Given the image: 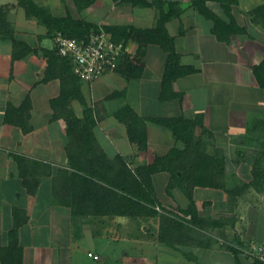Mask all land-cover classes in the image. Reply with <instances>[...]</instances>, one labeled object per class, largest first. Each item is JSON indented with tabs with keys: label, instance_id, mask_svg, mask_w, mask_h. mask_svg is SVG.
Returning <instances> with one entry per match:
<instances>
[{
	"label": "crops",
	"instance_id": "crops-1",
	"mask_svg": "<svg viewBox=\"0 0 264 264\" xmlns=\"http://www.w3.org/2000/svg\"><path fill=\"white\" fill-rule=\"evenodd\" d=\"M35 1L48 7L55 16L70 13L99 25L151 28L158 18L156 7L115 0H95L85 7L76 0ZM178 1L185 10L168 23V29L176 38L182 63L197 69L174 82V91L182 93L183 100L161 99L168 54L159 45L150 44L141 58L142 77L129 80L121 72H113L92 83L83 82L87 103L95 112H106L95 128L97 139L111 158L120 154L132 167H137L153 162L157 155L167 154L174 146L182 144L170 129L148 121L149 147L140 150L130 141L126 124L115 117L118 109L130 104L145 117L184 115L193 118L203 114L205 127L214 134L212 139L208 138L210 150H223L229 162L227 178L241 175L243 161H251L252 151L247 147L263 145L260 136L254 139L252 135L264 134V87L254 69L264 61V8L256 10L264 6V0H253L252 7L241 5L239 0L233 14L247 31L230 41L217 38L213 21L200 14L191 0ZM209 5L224 16L219 4L210 1ZM0 6L8 8V17L18 38L35 48H55L54 36L48 35L47 27L36 17L27 15L19 0H0ZM130 45L135 52L140 46L136 41H131ZM46 67L47 59L42 53L32 52L13 62V43L0 39V248L10 244V230L16 222L14 211L20 208L26 211L20 217H28L19 229L24 264H85V261L89 264H248L254 260L246 250L252 245L264 247V195L258 201L238 205L236 227L227 229L230 247L218 241L168 246L159 241L158 228L154 234L150 226L153 220L149 218L74 217L71 207L59 203L53 190L54 176L60 169L69 167L68 137L67 123L63 118L53 119L51 103L61 93V80L43 82ZM120 80L125 82L123 87L113 88L112 83ZM131 81H139L136 103L128 100ZM117 90L126 94L107 98ZM28 95L33 104L31 124L34 129L25 133L5 117L9 104L20 106ZM72 107L78 116H83L84 105L79 100H74ZM198 135H202V129L198 130ZM16 154L41 163L37 172L33 170L35 177L41 180L36 194L29 193L24 185ZM240 162L242 165L237 167ZM245 165L251 171L249 164ZM167 176V172L157 173L155 183L166 181ZM194 194L204 216L227 215L229 196L225 190L198 186ZM120 241L129 243L132 248L113 253L114 243ZM231 247L238 249L239 255ZM90 253L98 255L99 259Z\"/></svg>",
	"mask_w": 264,
	"mask_h": 264
},
{
	"label": "trees",
	"instance_id": "trees-1",
	"mask_svg": "<svg viewBox=\"0 0 264 264\" xmlns=\"http://www.w3.org/2000/svg\"><path fill=\"white\" fill-rule=\"evenodd\" d=\"M95 0H76L82 7L91 5ZM134 5L153 6L158 10L157 23L151 28H140L134 25H99L72 14L55 16L51 10L38 4L35 0H19L27 15L36 17L39 23L48 29L49 36L62 32L70 37L84 38L92 31L104 28L112 33L117 41H136L139 48L136 62H125L118 72L127 79H138L144 73L141 58L146 46L159 45L167 54V62L162 80V100L174 98L183 100V94L174 91L173 85L179 78L197 72L192 65L181 61V54L176 47V38L171 35L168 23L180 17L185 8L178 0H115ZM216 2L223 9L226 18L219 15L209 2ZM239 0H191V5L207 19L213 21V33L221 41H230L234 36L247 31L233 14ZM257 7L256 10L263 9ZM184 33V30L181 31ZM0 39L13 43V62L22 59L32 52L42 53L47 59V67L43 82L53 79L61 80V93L52 99L53 119H65L67 123V154L69 167L60 169L54 176L53 190L59 203L71 207L74 217L78 216H129L134 218H160L158 239L162 243L177 247L187 243L211 244L202 241L205 231L210 227L223 226L225 218H211L200 214L194 198L195 188L211 187L227 192V159L224 154L210 151V140L214 134L205 127L204 115L198 114L189 118L180 116L145 117L128 104L115 112V117L126 124L129 139L136 143L140 150L149 147L148 121L170 129L183 146H174L167 154L157 155L151 163L132 167L120 154L111 158L100 145L95 128L101 118L96 115L93 106L86 101L83 92V81L74 73L72 64L62 57L56 48H35L28 42L18 38L13 23L8 17V8L0 6ZM255 74L264 87V61L255 66ZM125 91H115L108 99L125 95ZM79 100L84 105L83 116L80 117L72 107V102ZM32 99L28 95L20 106L9 104L6 110V121L20 126L25 133L33 131L31 124ZM202 129V135L198 130ZM208 135L207 138L204 135ZM20 175L28 192L36 194L40 178L35 177L41 163L24 155L16 154ZM51 168L49 165H47ZM159 172L170 175L167 192L172 196L175 187H179L187 195L190 203L186 207H178L179 212L165 210L159 212L162 205L154 176ZM256 172V171H255ZM51 174V173H50ZM262 174L256 172L254 184H258ZM25 210L15 208V226L10 230V244L0 248L2 264H24V248L20 243L19 229L28 217L22 216ZM236 255L239 250L231 247ZM242 264V263H238ZM248 264H264V260L254 258Z\"/></svg>",
	"mask_w": 264,
	"mask_h": 264
},
{
	"label": "rangeland",
	"instance_id": "rangeland-1",
	"mask_svg": "<svg viewBox=\"0 0 264 264\" xmlns=\"http://www.w3.org/2000/svg\"><path fill=\"white\" fill-rule=\"evenodd\" d=\"M241 5L246 6V7H252L254 5V3H253V0H241ZM239 8L240 7H237L238 11H239ZM222 11H223V9H222ZM224 17L226 18L225 13H224ZM174 29L175 28H172V31H174ZM132 50L135 54L137 53V52H135L134 49H132ZM109 74H111V73H109ZM109 74H106L104 76H107ZM123 83H125V82L120 80L117 82H113L112 86H113V88L115 87L117 89H121L123 87ZM130 84H131L129 86L130 96H128V100L136 103V101L138 100L137 97L139 96V93H140L139 81H131ZM150 100L153 102L154 99L151 97ZM98 108H100V103H99V105L97 104V109ZM102 111L101 110H100V112L96 111V115L101 119L104 116H106V112L105 111L102 112ZM207 136L208 135L206 134V137ZM252 136L254 139H257L256 136H258V137L260 136L261 138H259V139L262 141L263 145H259L258 148H252L250 146L247 147V150L249 152L252 151L250 153L251 161H243V167L244 168H243V170H241V175H237L234 177L227 178V187L231 190V192L226 191L228 193V196H229V199H228L229 200V204H228L229 207L227 210H225L227 215L223 214L220 217H216V219L225 218L226 219L225 223L223 226L210 227L208 229V231H205L206 236L203 235L202 241L208 242V240L212 238V240H213L212 242H215V241L222 242L225 246L230 247L231 241H230L229 235L227 234V229L228 228L234 229L236 227L237 220L239 219V215L237 213V211H239V210H237L238 205L240 203L246 204V203H248V201H252V202L258 201L260 196L264 195V177H262V180L257 185L254 184L257 170H258V174H262L264 176V153H263L264 152V134L256 133ZM252 136H251V138H252ZM181 146H183V144ZM256 146H258V145H256ZM211 152L218 153V154L222 153L225 155V152L221 149L220 150L216 149L215 151H211ZM228 163L229 162L227 161V165H228ZM232 163H234V162H232ZM241 163L242 162H240L237 167L242 165ZM245 164H249L251 171H248V169L246 167L247 165H245ZM227 165H226V169H227ZM230 168L232 169L233 166H231ZM167 177H168V179L166 181H163L162 183L160 181H157V184H156L159 197L161 199H164L163 201L161 200L162 205L158 206L157 209L161 213H165L166 212L165 210H170V211H174V212L178 213L179 212L178 207L179 206L180 207H186L190 203V200L187 197V195L183 192V190L180 189L179 187L174 188V190L172 191L173 192L172 196L169 195L167 192V186L169 184L170 175ZM194 198H195V194H194ZM196 205H197V203H196ZM206 206H207V202H205V204H204L205 208H206ZM197 208H198V206H197ZM198 210H199V208H198ZM199 212L201 214L200 210H199ZM206 217L215 218L212 216H206ZM151 219L153 221H152V224H150V226L151 225L153 226L152 229L155 230V232H154V234H155L156 228H158V230H159V227H160V218H149L150 221H151ZM156 224L158 225V227H156ZM157 233H158V231H157ZM230 234H233V233H230ZM128 244L129 243H127L125 241L116 242V243H114V247L112 248V250H113L112 252L113 253H119L123 249L132 248L131 245H128ZM85 264H89V262L85 261ZM108 264H116V263L115 262H109Z\"/></svg>",
	"mask_w": 264,
	"mask_h": 264
},
{
	"label": "built area",
	"instance_id": "built-area-1",
	"mask_svg": "<svg viewBox=\"0 0 264 264\" xmlns=\"http://www.w3.org/2000/svg\"><path fill=\"white\" fill-rule=\"evenodd\" d=\"M55 48L72 64L74 73L86 83H92L106 74L118 72L127 61H136L130 43L117 41L104 28L92 31L84 38L70 37L62 32L54 36ZM246 254L264 260V247L252 245ZM90 256L99 259L98 255Z\"/></svg>",
	"mask_w": 264,
	"mask_h": 264
}]
</instances>
